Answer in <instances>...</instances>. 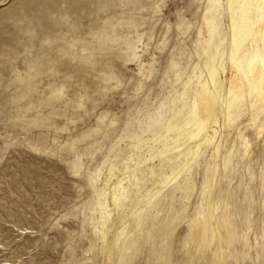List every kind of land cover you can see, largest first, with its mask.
<instances>
[{"label": "rangeland", "instance_id": "rangeland-1", "mask_svg": "<svg viewBox=\"0 0 264 264\" xmlns=\"http://www.w3.org/2000/svg\"><path fill=\"white\" fill-rule=\"evenodd\" d=\"M228 1L0 0V264H264V104L228 94L261 10Z\"/></svg>", "mask_w": 264, "mask_h": 264}, {"label": "bare ground", "instance_id": "bare-ground-1", "mask_svg": "<svg viewBox=\"0 0 264 264\" xmlns=\"http://www.w3.org/2000/svg\"><path fill=\"white\" fill-rule=\"evenodd\" d=\"M231 1L232 0H229L227 2L228 6H231ZM236 3L238 5H240L241 7H243L244 15H247L249 12H251L252 9H254V8H252L253 6H255L259 10H261L260 19H258V21L254 25H252L253 27L251 30V39L254 42L263 43L264 42V0H237ZM128 55H130V54H128ZM168 59L169 58H164L161 60L162 63L166 62L167 66H165V68L162 70L161 76L160 77H159V75L157 76V77H159L157 80L158 81L157 92L155 91L154 96H151L152 98H149V95H147L146 93L143 95V99H142L141 104H140V110L142 113V111L147 108L146 113L142 114L143 115L142 118H144V121L142 122V121H140V119L137 118L138 115L140 114V110H139V113L136 115V117H134V120H135V118H137L136 127L137 128L141 127L142 128L141 130L144 131V132H142L140 130L141 134L145 133V129H148L151 125H153V120L151 118L148 119V117H147V111L151 106L147 107L146 103H150L156 97L162 96L164 93V90L167 88V86L170 87L173 83V79L175 76L171 77V73L173 71L172 69L174 67V62H170ZM162 63H161V65H162ZM164 65H166V64H164ZM109 71H110V69H109ZM109 77L110 78H116L117 75L115 74V72L110 71ZM155 77H156L155 73H152V74L148 75V78L147 77L146 78L148 80V79H152ZM143 81H145V80H143ZM148 82H149V80H148ZM206 89H207L206 85L201 87V92H206ZM228 94H231V96L234 95L233 96L234 100L241 99L243 96H245V94H253V95L257 96V98L259 99V101L262 104H264V52L263 53H256L255 55L250 57V59L247 63L246 71L244 69H242L240 66L236 65L234 62H231L230 68H229V75H228ZM212 100H213V98H212ZM212 103L213 102L207 101L204 98V95L202 94L200 96V102H197L196 104H194V114H193L194 124H196L197 127L200 128L202 126V128H204V125L202 124L203 119L201 118L200 112H199V104L202 105V108L205 112H210ZM229 105H231V102L228 101L226 106H225L226 112H224V113H226V116L228 113L227 110L229 108ZM232 109L236 110V108H234V107ZM131 113H132V111H131ZM116 117H119V116H116ZM126 117H127V115H126ZM115 120H117V118ZM125 120H124V122L126 123L125 126L130 125V124H127L128 122H126ZM124 122H122V125ZM125 126L120 125L119 127H125ZM263 127H264V122H263V125L260 126V132L261 133L263 132ZM124 129H127V127H125ZM134 131H135V126H134L133 130H129L128 132H134ZM192 136L193 135L191 134L190 137H192ZM203 230L204 229L196 228L195 225H191L190 226V235L198 234L199 236H201ZM211 233H212V235L215 234L214 228L212 229Z\"/></svg>", "mask_w": 264, "mask_h": 264}]
</instances>
